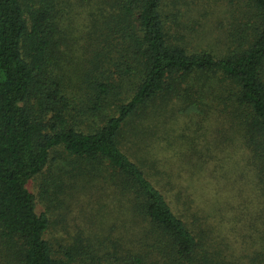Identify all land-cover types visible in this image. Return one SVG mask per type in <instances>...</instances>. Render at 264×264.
I'll return each mask as SVG.
<instances>
[{
    "label": "trees",
    "instance_id": "obj_1",
    "mask_svg": "<svg viewBox=\"0 0 264 264\" xmlns=\"http://www.w3.org/2000/svg\"><path fill=\"white\" fill-rule=\"evenodd\" d=\"M230 4L235 22L216 51L194 46L164 0H0L2 257L77 264L81 248L58 241L42 205L79 182L101 192L109 215L86 257L231 264L188 186L143 153L150 145L140 138L145 122L166 113L192 124L194 144L215 122L219 138L195 150L214 158V147L238 144L264 198V0ZM260 215L264 224V207ZM262 233L243 264H264Z\"/></svg>",
    "mask_w": 264,
    "mask_h": 264
},
{
    "label": "rangeland",
    "instance_id": "obj_2",
    "mask_svg": "<svg viewBox=\"0 0 264 264\" xmlns=\"http://www.w3.org/2000/svg\"><path fill=\"white\" fill-rule=\"evenodd\" d=\"M164 2L181 24L187 25L193 34L191 43L194 46L216 51L224 48L226 30L235 22L232 12H237L238 6L231 5L230 0ZM76 31L82 34L81 29ZM79 54L84 61L83 52ZM180 117L166 113L145 122L140 138H145L150 147L144 148L143 153L161 161L160 166L171 170L173 178L176 174L174 179L177 182L188 186L195 197L193 209L203 216L202 223L209 230L217 250L222 253L221 259L231 264H243L256 254L264 232L260 219L264 198L251 177L248 159L238 144L226 149L214 147V158L211 155L202 158V153L196 151L195 146L206 151L210 147L207 141L213 138L211 142H215L219 138L213 131L216 123L213 122L210 132H205L206 137L196 139L194 144L192 124ZM60 158L63 159V156ZM63 161H59L58 165H62ZM61 168L53 170V174L59 173ZM80 185L78 182L73 189L64 187V191L57 194L51 190V198L48 197L42 206L51 211L52 232L58 241L62 245L81 248L77 264H106L107 259L102 253L90 258L83 252H91V247L99 243L101 229L98 221L106 215L102 208L106 199L96 187L82 189L78 187ZM33 186L39 194L38 183ZM106 216L108 219L109 215ZM10 259L0 255V264H14Z\"/></svg>",
    "mask_w": 264,
    "mask_h": 264
}]
</instances>
